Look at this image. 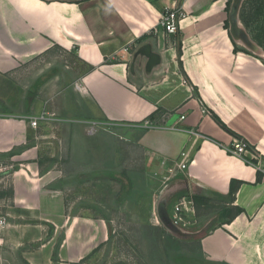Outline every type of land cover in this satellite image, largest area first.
<instances>
[{
  "label": "crops",
  "instance_id": "crops-1",
  "mask_svg": "<svg viewBox=\"0 0 264 264\" xmlns=\"http://www.w3.org/2000/svg\"><path fill=\"white\" fill-rule=\"evenodd\" d=\"M229 1L0 0V182L28 214L63 221L66 264L100 258L107 220L148 227L140 241L167 232L155 214L170 220L184 196L200 225L185 264H264V175L226 149L239 137L264 155V50L233 52ZM174 6L187 18L167 34ZM43 110L55 120L31 127ZM144 243L134 264L151 263Z\"/></svg>",
  "mask_w": 264,
  "mask_h": 264
},
{
  "label": "rangeland",
  "instance_id": "rangeland-1",
  "mask_svg": "<svg viewBox=\"0 0 264 264\" xmlns=\"http://www.w3.org/2000/svg\"><path fill=\"white\" fill-rule=\"evenodd\" d=\"M241 11H243V15H245V20L247 21L246 23L240 18L244 29L255 44L259 46L262 44L261 47L264 50V36H259L257 40L256 35L258 34V30L264 29V1L244 0ZM227 13H229V10H227ZM238 46V50L234 48L233 52L238 54L237 52L240 50V53L247 58H252V56H254L252 52L254 51L260 52L257 49L249 50L241 41H239ZM242 49H247L251 54L244 53ZM15 168H20V166L18 167V164H14L13 169ZM1 178L2 177H0V181ZM97 184L98 183H94L95 186H97ZM162 189L163 188L160 190ZM88 190L97 193L99 191L101 192V189L98 187L95 189L90 187ZM105 190L113 191L111 188L104 189V195H107V191ZM13 191V186H4L3 182H0V195L5 193L8 198V203L4 204L0 202V215H6L8 217L7 224L0 228V264H66L59 256V246L62 242L65 230L61 226L63 221H57V226L56 223L54 225L51 222L38 220L36 218L37 213L33 214L34 216L28 214L29 210L23 209L21 206L10 202L14 196ZM95 196L97 197V195ZM103 206L107 207L109 205L103 204ZM157 214H155L157 220L155 219L154 222L162 225V221ZM192 217L193 216H190L188 219L193 220ZM106 223L108 227L116 229L117 233L109 235L108 240L98 246L96 254L100 253V258H94V261H88L86 259L85 263H83L82 260L79 264H134V262H141L138 259L143 261L144 258H148L144 257L143 253L146 251L144 249V244L146 243L144 242H148V240L152 241L148 250L149 252L147 251L149 258H151L150 264H185L187 263L188 257L185 256V254H180L182 247L184 243H191V237L197 236L192 233H194L197 227H200L199 221H194L190 226L188 225L186 227L187 231L191 230L190 234L182 233L178 229L172 227L169 230L167 229V232L163 231L162 234L159 233L160 236L159 234L150 235L147 238L143 236L141 239L142 241H140V237H137L139 234L138 231L140 229L146 230L148 227L143 228L144 225L137 223L133 224L131 221L125 219L107 220ZM211 225L209 227H211ZM134 230L137 231V240L133 242ZM143 234L147 233L143 231ZM158 237L163 238L160 242L162 247L161 251L159 249V242H156L158 241ZM184 239L189 240L185 242L183 241ZM134 244L140 246L139 249L141 250L138 251ZM130 245L134 247L135 251L129 250ZM171 248H173V250H171ZM135 253L136 257H134ZM193 254L192 252V255ZM132 257L135 258V261L132 260ZM145 262L146 264L148 263L147 261Z\"/></svg>",
  "mask_w": 264,
  "mask_h": 264
},
{
  "label": "built area",
  "instance_id": "built-area-1",
  "mask_svg": "<svg viewBox=\"0 0 264 264\" xmlns=\"http://www.w3.org/2000/svg\"><path fill=\"white\" fill-rule=\"evenodd\" d=\"M187 18V14L181 7H168L159 19V25L163 31L167 34H176L180 29L181 22ZM185 84L187 81L184 82ZM80 87L79 82L75 84ZM202 112L209 114V111L202 108ZM55 113L43 110L41 114L37 116H30L29 121L31 127L37 129L41 122H51L55 120ZM184 118V117H182ZM99 128V125L92 124L88 127L89 133H94ZM192 134H198L193 130H188ZM227 152L231 155L241 158L245 163L254 167L256 171L264 175V155L261 150L250 141L243 138L235 137L231 146L227 147ZM186 153H182V161L176 166L169 167L167 170L168 175H164L163 178V189H166L168 182L172 178V175L177 170H185L187 168ZM190 216L195 217V207L192 197L184 196L175 205L173 213L169 218V224L179 229L180 231H187L186 227L192 224L193 220H189ZM8 217L6 215H0V228L7 224Z\"/></svg>",
  "mask_w": 264,
  "mask_h": 264
},
{
  "label": "water",
  "instance_id": "water-1",
  "mask_svg": "<svg viewBox=\"0 0 264 264\" xmlns=\"http://www.w3.org/2000/svg\"><path fill=\"white\" fill-rule=\"evenodd\" d=\"M244 0H231V5L228 13V21H229V31L232 37L237 40L241 41L247 46L249 50H255L258 49V44H255L247 31L244 29L241 20H240V11ZM160 219L162 223L168 227V229H171L169 226V220L166 221L162 218L161 214Z\"/></svg>",
  "mask_w": 264,
  "mask_h": 264
},
{
  "label": "trees",
  "instance_id": "trees-1",
  "mask_svg": "<svg viewBox=\"0 0 264 264\" xmlns=\"http://www.w3.org/2000/svg\"><path fill=\"white\" fill-rule=\"evenodd\" d=\"M261 1L263 2L264 0H261ZM230 5H231V1H229L228 5H227V10L230 9ZM240 17H241V19H242L244 22L247 23V21L245 20V15H243V11L240 12ZM225 25H226V27L228 28L229 22L226 21ZM257 32H258V34H256V35H257V40H258L259 36H261V35L264 36V29H263V30H258ZM260 45L262 46V44H260ZM237 47H238V45L235 43V49H237ZM237 50H238V49H237ZM242 51L251 54L247 49H242ZM215 117L219 120V118H218L217 116H215ZM220 122H221V121H220ZM259 174H260V173H259ZM258 179H260V178H258ZM231 196H232V194H231ZM232 199H233V197H232Z\"/></svg>",
  "mask_w": 264,
  "mask_h": 264
},
{
  "label": "bare ground",
  "instance_id": "bare-ground-1",
  "mask_svg": "<svg viewBox=\"0 0 264 264\" xmlns=\"http://www.w3.org/2000/svg\"><path fill=\"white\" fill-rule=\"evenodd\" d=\"M241 57H243V56L241 55ZM240 59H242V58H240Z\"/></svg>",
  "mask_w": 264,
  "mask_h": 264
}]
</instances>
